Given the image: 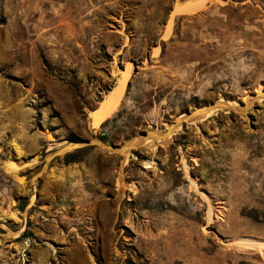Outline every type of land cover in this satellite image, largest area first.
<instances>
[{
  "label": "rangeland",
  "instance_id": "374dc122",
  "mask_svg": "<svg viewBox=\"0 0 264 264\" xmlns=\"http://www.w3.org/2000/svg\"><path fill=\"white\" fill-rule=\"evenodd\" d=\"M258 90L264 0H0V264H264V100L42 169Z\"/></svg>",
  "mask_w": 264,
  "mask_h": 264
},
{
  "label": "water",
  "instance_id": "95a60500",
  "mask_svg": "<svg viewBox=\"0 0 264 264\" xmlns=\"http://www.w3.org/2000/svg\"><path fill=\"white\" fill-rule=\"evenodd\" d=\"M264 100V95H260L257 92L247 96L245 100H240L235 105L228 104L225 100H215L206 105L195 107L192 110L185 111L183 114L176 117L164 128L159 130H147L142 131L130 138L126 139L120 144L117 145H106L100 139L97 138H78L72 139L63 146L59 147L53 153L49 154L48 157L44 159V165L46 161L50 162L55 157L64 156L68 153L77 152L83 148H88L91 146H98L103 148L106 152L117 155L122 162L125 156H129L133 151L146 147L151 141H163L161 144H164L167 138H170L181 126L186 123H191L199 119L203 114L209 111H225V112H237L239 114L243 113L255 102ZM40 127V125H39ZM103 135V133H101ZM46 136V134H45ZM43 168V167H42ZM46 168V165H45Z\"/></svg>",
  "mask_w": 264,
  "mask_h": 264
},
{
  "label": "bare ground",
  "instance_id": "6f19581e",
  "mask_svg": "<svg viewBox=\"0 0 264 264\" xmlns=\"http://www.w3.org/2000/svg\"><path fill=\"white\" fill-rule=\"evenodd\" d=\"M196 6V4H194ZM200 6V5H199ZM198 8V7H197ZM194 9V8H193ZM183 11H187L186 9H184ZM129 69V68H127ZM126 69V70H127ZM123 71L122 73V76L120 77V80L118 82V84H116L109 92L108 94H106V97L99 103V105L93 109L92 111H90V115H89V119H90V124L92 126V128H97L100 126V124L105 120L107 119L114 110H116L119 102H120V99L124 93V90H125V86H126V83H127V77H128V72L127 71ZM258 94L260 95H264V91H259L257 92ZM247 97L244 98V100L246 99ZM222 100V99H221ZM228 104H231V105H235L236 106V103L235 102H228ZM213 112L212 111H209V112H206L205 114H203L199 119L197 120H201V119H205L206 117H208L210 114H212ZM215 114V113H214ZM194 122V121H193ZM192 123V122H191ZM44 134H46V138L48 140H50L52 138V135L50 133L47 132V130L43 131ZM169 138L166 139V141L164 142H167ZM163 143V141H151L149 142V145H152L151 147H155L157 145V143ZM17 148V147H16ZM153 149V148H152ZM18 151V149H17ZM19 152V151H18ZM48 157V156H47ZM126 156L124 157L123 161L125 160ZM48 161H46L45 165L47 164ZM45 165L43 166V170L45 168ZM59 173L58 172V176H59ZM40 174L37 173L36 176H38ZM35 176V177H36ZM34 177V179H35ZM34 202V195L32 194L31 197H30V200L28 202V205L27 207L25 208V211L23 212L22 214V217L24 218L25 217V214H26V209L28 207H30ZM2 219H4V217L1 216ZM0 226H2L0 224ZM3 227V226H2ZM5 228V227H4ZM15 235H18L19 234V231L18 232H14ZM201 248V247H200ZM204 248V247H203ZM206 249V247H205Z\"/></svg>",
  "mask_w": 264,
  "mask_h": 264
},
{
  "label": "trees",
  "instance_id": "16d2710c",
  "mask_svg": "<svg viewBox=\"0 0 264 264\" xmlns=\"http://www.w3.org/2000/svg\"><path fill=\"white\" fill-rule=\"evenodd\" d=\"M98 138L101 139V140H105V136L104 135H98ZM77 154L78 153H68V154H65L63 156V163L64 164H68L70 162H77L79 161L80 158L77 157Z\"/></svg>",
  "mask_w": 264,
  "mask_h": 264
}]
</instances>
